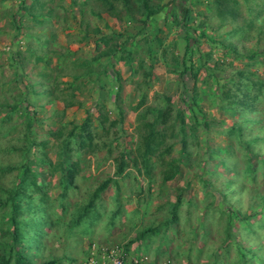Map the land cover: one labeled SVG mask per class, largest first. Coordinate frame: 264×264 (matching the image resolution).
<instances>
[{
    "label": "rangeland",
    "instance_id": "obj_1",
    "mask_svg": "<svg viewBox=\"0 0 264 264\" xmlns=\"http://www.w3.org/2000/svg\"><path fill=\"white\" fill-rule=\"evenodd\" d=\"M126 1L117 0L112 12L100 0H0V200L6 202L0 207V246L8 241L5 236L9 238L12 205L8 200L27 162L23 151L31 148V178L44 185V198L40 201L39 193L29 186L20 202L37 198L31 203V215L23 214L18 220L41 221V214H49L39 231L40 241L37 232L28 237L35 242L33 250L40 248L36 264H79L88 258L84 251L90 242L126 244L136 239L140 242L132 244V254L146 256L152 264H262L264 98L251 113L222 110V93L231 85H220L230 78L245 82L240 72L253 81H264V59L225 53L217 35L230 26H217L219 20L208 6L213 0H185L188 23L198 30L199 23L207 24L208 35L214 28L217 41L193 34L192 59L204 70L197 82L180 77L177 56L184 53V38L165 17V4L171 0L146 1L153 8L163 6L164 13L145 24L144 0ZM238 4L239 20L247 19L245 5L240 0ZM93 10L102 19L91 14ZM250 33L255 35L253 30ZM118 35L132 39L128 44L135 50L133 61L124 60L121 52L113 58L98 55L114 44L120 47ZM225 35L230 44L239 41ZM105 37L110 42L106 46L101 42L96 49L95 40ZM250 43L264 46L254 37ZM207 69L215 80L206 75ZM253 72L258 77L251 76ZM58 81L63 84L57 88ZM194 83L197 92H204V100L195 107L185 97L193 93ZM47 89L51 94L43 95ZM27 94L36 105V115L28 122L20 110ZM159 110L165 112L164 121L158 118ZM86 119L94 128L93 144L91 149H80V155L72 154L79 160L78 170L72 184L63 189L66 179L55 169L61 142L53 133L61 131V141L68 140V133ZM146 123L156 124L155 142H160L148 154L147 171L142 163ZM235 126L241 135L232 131ZM123 147L130 165L116 175ZM171 162L179 164L180 171L164 181ZM112 180L118 182V191ZM102 183L106 186L92 210L76 223L72 215L87 205ZM229 210L252 217L230 221L229 229ZM173 213L176 219L171 222ZM150 228L153 232L146 233ZM90 258L97 262V257Z\"/></svg>",
    "mask_w": 264,
    "mask_h": 264
},
{
    "label": "trees",
    "instance_id": "obj_2",
    "mask_svg": "<svg viewBox=\"0 0 264 264\" xmlns=\"http://www.w3.org/2000/svg\"><path fill=\"white\" fill-rule=\"evenodd\" d=\"M4 1V0H3ZM101 6H104L105 9L111 10L114 12L115 5L114 3L117 2V0H100ZM148 0H144V21L145 24L147 21H150L151 19H155L156 16L163 12V6L157 5V7L153 8L148 6L146 3ZM208 1V0H207ZM245 5V11L249 15L247 19L239 20L241 14H240V8L241 6L238 4V0H213L212 3L208 2L209 9L211 12L216 14V17L219 20L218 27L222 28L225 24L230 26V30L224 32V34L217 35L219 45L222 46L225 53H229L234 55L237 58H245L247 60H255L257 61L258 58L264 59V46H260L261 44L256 43V47H252L253 44L250 43L252 37L259 42L263 43L264 45V0H240ZM124 3H127L126 0H123ZM212 6V8L210 7ZM165 6L168 8V12L165 14L171 18V23L175 27H179L180 31L183 34L184 38V53L179 57V66L180 69L178 71V75L180 77L183 76H189L191 79H193L195 82L198 81V76L201 74V71L204 70V67L201 63L194 64L193 62V54L194 49L191 46L190 41H194L192 35H197L202 38H206L208 41H211L212 43H215L217 41L216 32L214 28H212L213 35H208L206 33L207 24L204 25L203 22L199 23L200 30L197 28H194L188 23L189 19V12L188 8L185 7V0H171L169 4H165ZM164 6V7H165ZM148 7V8H147ZM32 8V7H31ZM91 14L95 15L98 18H101V14L97 13L96 11H92ZM34 16V15H33ZM211 17V16H210ZM102 19V18H101ZM258 21V23H256ZM254 31L255 35H251L250 31ZM99 30H96V33H98ZM225 34H228L231 36V38H237L239 41L242 42L243 45H240L238 48L239 41H237V44L233 43L230 44L228 41H225V37L227 36ZM119 36V35H118ZM224 37V39H223ZM86 37H83L85 39ZM119 38H122V43L120 44V47L116 46L114 44L109 49H102L99 51L98 55H101V57H112L117 54L118 52H121L123 55L122 58L124 60L128 61L130 60L132 54L135 52V50L132 49V47H129L130 44H128L132 39L129 37H125L120 35ZM96 42V49L100 48V43H104V46L110 42L108 38H102L101 40H95ZM129 47V48H128ZM119 48V50H118ZM208 59L211 58V52H207L206 55ZM176 57V56H175ZM201 58V57H200ZM199 58L198 61H201ZM129 59V60H128ZM205 59V57H204ZM130 61H133L131 59ZM16 63H18V58L16 57ZM217 64H214L213 68L217 69ZM138 67L142 68L143 63H138ZM221 68V67H219ZM223 69V68H221ZM60 71V70H59ZM214 71V70H213ZM91 72V70H89ZM177 72V71H175ZM206 75H208L209 78L215 80V74L210 70L207 69ZM251 76L258 77L255 72L250 73ZM238 76L246 80L245 82H241L242 80H238V82H234L232 78L229 80H226L224 84H221L220 87L225 86L226 84H230L231 88H229L227 91L222 93V100H224V105H221L220 109L224 110H231L235 112L240 113H251L254 112L255 105L259 102L261 97L264 98V81L261 80V78H257L255 81L251 80L246 74L238 73ZM263 79V78H262ZM61 82L58 81V83H55V86L59 87V84ZM61 83L60 85H62ZM182 86V92L187 89L186 81L183 78L181 82ZM57 87V88H58ZM195 88V83L193 85L192 94L186 95V99L190 97V101L193 107L197 106L198 103L202 102L204 100V92L201 90V94L197 92ZM70 91L73 92V89ZM41 95L40 92L38 91ZM43 93V92H42ZM37 94V92L35 93ZM50 90H44L43 95H50ZM71 97H74V93L71 94ZM208 98V96H207ZM168 100V99H167ZM182 103H187L184 98H181ZM24 106L20 108L21 112L24 113V117L30 120L32 116L35 117L36 111L34 108L36 107L35 102L29 100V94H27V99L25 97ZM188 104V103H187ZM189 105V104H188ZM11 107V106H10ZM13 110H16L13 107ZM165 112L159 110L158 118H163L162 120H165ZM121 116V115H120ZM29 125L31 123L29 122ZM156 124H150L146 123L143 125L144 129H146L145 135L142 137L143 141V159L142 163L145 167V170H149L147 164H148V154L152 152V150H155L156 147L160 144V142H155L156 137V131L154 129V126ZM204 127L208 126L207 122L203 123ZM93 130L94 128L91 127V124L89 123V120L86 119L80 126H77L74 128L73 131L69 132L67 137L69 136L68 140L63 137L62 139V132L58 131L56 133H53L55 137L57 138V143L61 142L60 144V152L58 153V166L55 169L61 170V173L63 177L66 179V185H64L63 189H67L73 182V177L76 175L78 170V158L75 160L72 156L75 152V156H77L80 149H85L88 147L91 149L92 146V140H93ZM78 131V132H77ZM232 131H235L237 135H241V130L239 126L232 127ZM230 131V133H232ZM77 132V133H75ZM259 140V138H257ZM41 147L45 149V145L42 143ZM23 153L26 155L27 162L22 167V175L18 178V182L16 184V191L14 194L9 198L8 201L11 202V208H10V214H11V229L9 231V238H7L8 241L3 243L0 246V264H11L14 262V264H36L34 259L38 258V250L40 248L33 250L34 246L31 244H34L35 242L33 240H30L28 237H30L31 232H37L39 241L41 234L39 231H42V228L44 227L46 221L49 219V214L45 215L44 213L40 215L41 221L36 220H30V218H27L28 220L24 222V220L19 221L18 218L23 214L31 215V203L35 201V198L37 196H29L28 204L21 203L20 202V195H24L25 192H27L29 186L33 187V191L39 193L40 201L44 198L43 197V189H45L44 185L39 184L36 182V180H33L31 178V166H29V157L31 156L32 150L31 148L26 149L23 151ZM30 153V155L27 156V154ZM129 152H127V148L123 147V151L120 153L119 156V164L116 167V175H120L123 173L124 168L127 167L130 164H127L126 160L129 158ZM68 154H70L68 156ZM51 163V161H47ZM132 165L138 169L136 162H133ZM169 169L166 170L165 176L163 178L164 181L173 179L177 173L180 171V165L174 164V163H168ZM2 171V170H0ZM35 176V174H33ZM62 177V178H63ZM116 186L117 189V181L112 180ZM106 186V183H102L98 188L95 190V192L92 194L89 202L87 205L83 206L82 208H79L75 211V214L72 215V218L75 220L76 223L82 222L86 219L89 212L92 210L94 203L96 199L99 197V194L104 190ZM118 191V189H117ZM116 201H118V198L115 196L114 198ZM179 201V198H178ZM6 205V202L4 200H0V207ZM174 211V210H172ZM172 218L169 220L173 222V220L176 219L174 217V213L172 214ZM94 217L96 218L97 215L94 214ZM252 217V214H248L243 216L240 212L237 210H229L228 211V221L232 220H245L248 221ZM264 217L261 215V218ZM264 219V218H263ZM167 221V220H165ZM231 223L228 224V228L230 229ZM154 228H150L147 230L146 233H152ZM4 237V236H3ZM139 241V239L133 240L129 242L126 246V249H128L129 245L132 246V244H135V242ZM40 243V242H39ZM31 251V252H30ZM242 251V250H241ZM37 252V253H36ZM242 253H244L242 251ZM244 253V258H245ZM242 257V260H243ZM217 258V256H216ZM218 260V258H217ZM245 260V259H244ZM246 261V260H245ZM244 261V263H245ZM43 264H57L56 261H48L44 262ZM215 264V263H212ZM217 264V263H216ZM264 264V262H262Z\"/></svg>",
    "mask_w": 264,
    "mask_h": 264
},
{
    "label": "clouds",
    "instance_id": "obj_3",
    "mask_svg": "<svg viewBox=\"0 0 264 264\" xmlns=\"http://www.w3.org/2000/svg\"><path fill=\"white\" fill-rule=\"evenodd\" d=\"M118 214H115L117 216ZM38 217V215H37ZM43 229V228H42ZM40 233V232H39ZM128 243H109V244H99L98 242H90L84 251L85 255H89L88 258H84L83 261H81L79 264H91V258L90 255L97 257V262H94V264H106V263H100L99 257L101 254H103V250L110 254L112 253V258L120 257L122 258L123 262L127 264H152L149 262L146 256L143 255H134L132 254V248L133 246L128 247L126 249ZM92 246H95V251L92 254ZM160 264H166L165 262H161Z\"/></svg>",
    "mask_w": 264,
    "mask_h": 264
},
{
    "label": "built area",
    "instance_id": "obj_4",
    "mask_svg": "<svg viewBox=\"0 0 264 264\" xmlns=\"http://www.w3.org/2000/svg\"><path fill=\"white\" fill-rule=\"evenodd\" d=\"M91 248H92V254H93L95 251V246H92ZM99 260H100V263H106V264H127L126 262L124 263L122 258L120 257L112 258V253L108 254L104 250H103V254H101L99 257ZM91 262H94V261L91 259Z\"/></svg>",
    "mask_w": 264,
    "mask_h": 264
}]
</instances>
